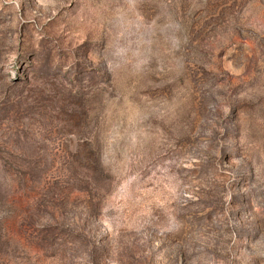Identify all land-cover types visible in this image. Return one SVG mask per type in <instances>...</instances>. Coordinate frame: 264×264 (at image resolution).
<instances>
[{
    "label": "rangeland",
    "instance_id": "1",
    "mask_svg": "<svg viewBox=\"0 0 264 264\" xmlns=\"http://www.w3.org/2000/svg\"><path fill=\"white\" fill-rule=\"evenodd\" d=\"M0 264H264V0H0Z\"/></svg>",
    "mask_w": 264,
    "mask_h": 264
}]
</instances>
